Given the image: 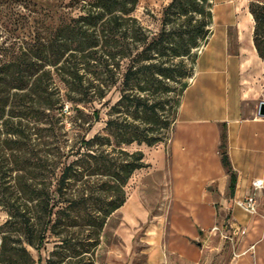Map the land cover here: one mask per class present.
Wrapping results in <instances>:
<instances>
[{
	"label": "trees",
	"instance_id": "16d2710c",
	"mask_svg": "<svg viewBox=\"0 0 264 264\" xmlns=\"http://www.w3.org/2000/svg\"><path fill=\"white\" fill-rule=\"evenodd\" d=\"M84 2L82 15H60L44 24L32 43L0 46V135L5 152L10 151L1 155L0 171L22 173L13 179L14 202L6 204L8 224L18 228L15 240L4 236L1 243V261L7 264H34L25 244L40 250L48 235L58 239L48 264H94L108 219L126 202L129 180L147 166L143 151L125 148L162 142L157 131L170 126V117L161 120L170 84L176 96L171 98L173 121L185 80L193 74L185 60L195 63L193 52L212 35L207 0H172L156 34L132 16L138 0ZM248 11L253 44L264 61V3L250 2ZM99 52L104 60L95 56ZM92 62L97 73H82ZM56 77L66 101L75 105L101 102L116 88L120 97L109 109L107 135H81L68 146L61 133L64 98ZM72 111L84 113L78 107ZM87 117L89 132L99 122V110ZM30 118L36 126L28 125ZM34 136L42 146L40 156L30 148ZM222 162L233 195L236 178L225 154ZM85 177L97 182L89 194L74 190Z\"/></svg>",
	"mask_w": 264,
	"mask_h": 264
},
{
	"label": "rangeland",
	"instance_id": "374dc122",
	"mask_svg": "<svg viewBox=\"0 0 264 264\" xmlns=\"http://www.w3.org/2000/svg\"><path fill=\"white\" fill-rule=\"evenodd\" d=\"M171 1L138 0L132 16L137 19L141 26L156 34L162 27L163 11ZM207 1L210 7L206 10L212 14L210 26L212 35L206 43H202L193 52L198 58V70L201 72L204 70L213 52H217V50L218 52H223L226 39L229 42L230 52H234L238 37L247 43L250 24L253 26L248 13L249 4L250 2L264 3V0H231L228 4H225L222 2L223 0H220L221 2L217 6L216 0ZM239 2H242L241 10L237 9ZM84 3V0H0V46L4 43L7 45L10 43H15L16 45L25 44V42L32 43L33 38L44 30L42 28L44 24L53 23L60 15H67L73 18L82 15ZM237 21L241 27V29L239 28L240 36L236 28ZM207 44L206 50L200 55V52L203 51ZM95 56L102 57L101 52ZM102 60H104L103 57ZM192 60V58L185 60L188 66L192 68L193 73L191 78L185 80L187 84L190 83L196 72L197 60L195 63ZM94 63H90L87 67L83 66L81 72L97 73L99 69L94 67ZM55 81L61 88V95L64 98L61 133H66L65 138L66 140L68 139V146H72L81 135L86 134L87 139L92 138L96 134L107 135L104 128L107 120L110 118L109 109L120 97L116 88H111L107 97L101 102H95L93 105H75L66 101V90L57 77ZM174 88L175 85L170 84V92L166 93L167 100L170 102L166 103L161 111V120L165 121L169 117L171 119L169 129L162 128L157 131L162 136V142L152 147L134 143L125 148L129 152L136 150L143 151L144 161L147 166L136 171L129 180L125 188L127 205L125 207L123 205L108 219L100 238V245L93 255L94 264H181L172 260V254L168 251L172 243L170 234L171 221L176 209L178 210V206L175 204L174 197L172 196L170 145L175 133L182 96L179 98V107L177 106V111L172 121L173 111H171V106H173L175 101H172L171 98H176L175 92H173ZM107 100L111 101L110 104L104 105ZM74 107L80 108L84 113L82 115L77 114L75 111H72ZM94 110H99V122L95 123L89 132H86L91 122L87 115H91ZM30 119L28 125L30 127L36 126L34 123L35 118ZM79 124H82L81 128L78 127ZM40 127L42 125L36 128ZM35 138L36 136H34V140L30 143V148L33 150L35 156H40L42 146L38 145ZM2 140L3 136L0 137V157L10 152L9 150H7V153L5 152L1 144ZM158 149L163 152L162 163L159 165L156 159L152 157L154 150ZM72 160L73 158H69L68 162ZM6 174L0 171V249L4 236L15 240L18 232L17 227L8 224L10 217L6 204L14 202L13 179L22 173L14 172L9 176ZM10 178H12L11 181ZM88 180L85 177L82 181L84 184L78 183L74 187V190H78L77 192H79L83 189L86 194L94 191V188L97 186L96 178L92 177L89 180L90 182H86ZM250 189L253 192L251 186ZM262 191L261 194L259 193L258 213L259 216L264 217V190ZM228 197V204L223 209L218 204L213 205L217 221L215 225L218 229L213 226L207 231H202L199 240L189 241L190 246L198 252L199 264H239L242 255L248 257V264H253L254 250L252 248L260 243V238L256 235L251 238L250 235L254 231L253 228H262V223L256 221V219L261 218L257 217L254 220H250L249 224H251L252 230L248 228V248H244L246 245L245 239L247 238V235L244 234L246 231H244L241 225H239L241 230L235 227V229L232 228L233 198L230 197V192ZM128 213L134 216H132L131 220L127 219L130 215ZM233 214L245 216L237 207L233 210ZM155 227L158 228L159 234L158 241L156 242L150 232ZM57 240L56 237L48 235V243L40 250H35L25 244L34 264H38L39 260L41 264H48V260L55 258L53 252L56 250L55 242ZM156 247L162 251L161 255L156 254L153 250ZM0 264H7L1 261V252Z\"/></svg>",
	"mask_w": 264,
	"mask_h": 264
},
{
	"label": "crops",
	"instance_id": "0c3cea01",
	"mask_svg": "<svg viewBox=\"0 0 264 264\" xmlns=\"http://www.w3.org/2000/svg\"><path fill=\"white\" fill-rule=\"evenodd\" d=\"M220 2L216 0V5ZM237 9H242V2ZM249 17L253 26L250 24L247 43L238 37L234 52H230L226 39L223 52H213L202 72L198 70L197 58L195 75L182 95L170 145L172 196L178 210L171 221L172 243L168 248L171 259L181 264H199L198 252L189 241L199 240L200 233L213 226L218 229L213 205L223 209L228 204L230 173L222 162L223 154L236 178L234 194L230 193L232 228L240 229L241 225L246 231L244 248H248L250 220L261 218L256 221L262 223V228H253L250 237L260 238V243L252 248L253 264H264V217L258 213L259 193L264 189L255 192L257 214H245L238 207V202L252 193L253 180L264 181V118L258 116L259 104L264 102V61L254 47V22L250 14ZM239 25L237 21L240 36ZM162 156L160 149L152 153L158 165L162 163ZM235 207L245 216L233 214ZM132 216L127 219L131 220ZM150 232L155 242L158 241V228ZM153 250L156 254L162 253L157 247ZM241 257L239 264H248V257Z\"/></svg>",
	"mask_w": 264,
	"mask_h": 264
},
{
	"label": "built area",
	"instance_id": "2783aa9c",
	"mask_svg": "<svg viewBox=\"0 0 264 264\" xmlns=\"http://www.w3.org/2000/svg\"><path fill=\"white\" fill-rule=\"evenodd\" d=\"M253 192L249 195H245L239 202L238 207L248 215L257 214V206H256V197L255 192L262 190L264 188L263 180H254L251 185Z\"/></svg>",
	"mask_w": 264,
	"mask_h": 264
},
{
	"label": "water",
	"instance_id": "95a60500",
	"mask_svg": "<svg viewBox=\"0 0 264 264\" xmlns=\"http://www.w3.org/2000/svg\"><path fill=\"white\" fill-rule=\"evenodd\" d=\"M258 116L264 118V102H261L258 107Z\"/></svg>",
	"mask_w": 264,
	"mask_h": 264
},
{
	"label": "bare ground",
	"instance_id": "6f19581e",
	"mask_svg": "<svg viewBox=\"0 0 264 264\" xmlns=\"http://www.w3.org/2000/svg\"><path fill=\"white\" fill-rule=\"evenodd\" d=\"M262 189H264V188H262Z\"/></svg>",
	"mask_w": 264,
	"mask_h": 264
}]
</instances>
